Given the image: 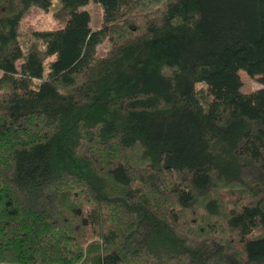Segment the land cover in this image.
Segmentation results:
<instances>
[{
	"label": "trees",
	"instance_id": "1",
	"mask_svg": "<svg viewBox=\"0 0 264 264\" xmlns=\"http://www.w3.org/2000/svg\"><path fill=\"white\" fill-rule=\"evenodd\" d=\"M51 1L0 0V264H264V0H60L21 35Z\"/></svg>",
	"mask_w": 264,
	"mask_h": 264
},
{
	"label": "rangeland",
	"instance_id": "2",
	"mask_svg": "<svg viewBox=\"0 0 264 264\" xmlns=\"http://www.w3.org/2000/svg\"><path fill=\"white\" fill-rule=\"evenodd\" d=\"M60 6V0H52L47 9L38 7H31L22 17L19 23V30L21 35L26 36L35 30H48L57 29L62 26L61 23L54 18L55 11ZM91 17L90 26L92 29L98 28L102 23V12L100 6L94 1L89 2L84 6ZM24 48V47H23ZM98 50L103 55H107L109 47L107 42L98 46ZM38 53L43 59L44 63V76L48 73V62L54 58V54L48 53L46 45L43 42H38ZM20 63V60L17 62ZM239 77L242 82L243 91H251L262 87V84L258 80V77H250L244 71L240 70Z\"/></svg>",
	"mask_w": 264,
	"mask_h": 264
}]
</instances>
